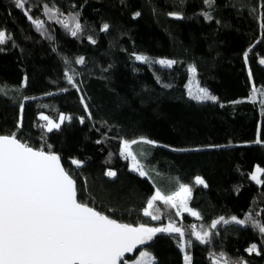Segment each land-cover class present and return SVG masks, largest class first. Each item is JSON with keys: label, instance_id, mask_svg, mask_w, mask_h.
<instances>
[{"label": "trees", "instance_id": "trees-1", "mask_svg": "<svg viewBox=\"0 0 264 264\" xmlns=\"http://www.w3.org/2000/svg\"><path fill=\"white\" fill-rule=\"evenodd\" d=\"M70 17L81 25L76 36L59 22L71 27ZM262 24L264 0H213L211 6L205 0H27L25 9L0 0V134L15 133L58 155L78 199L95 210L133 226L182 227L192 241L185 250L190 264H213L220 253L264 264V240L250 225L211 229L221 216L252 215L264 223V174L260 185L250 179L255 166L264 169ZM164 50L175 61L171 67L154 56ZM137 55L148 59L139 62ZM200 89L216 99L189 96ZM41 115L70 119L48 132ZM124 140L137 141L132 151L147 176L121 157ZM196 177L207 186L195 184ZM177 180L192 187L189 207L200 218L177 216L160 201V219L144 216L155 190L170 194ZM194 224L213 233L210 243L195 239ZM179 243L177 233H162L142 250L153 264H184ZM252 244L259 255L247 251Z\"/></svg>", "mask_w": 264, "mask_h": 264}, {"label": "snow or ice", "instance_id": "snow-or-ice-1", "mask_svg": "<svg viewBox=\"0 0 264 264\" xmlns=\"http://www.w3.org/2000/svg\"><path fill=\"white\" fill-rule=\"evenodd\" d=\"M26 2L27 0H13L15 6L20 9H25ZM212 2L213 0H205L209 6ZM48 11L46 7V13ZM25 15L37 29L43 27V22L34 19L28 11H25ZM70 21L73 25L71 27L69 21L59 22L76 36L81 30V25L75 17H70ZM261 27L264 29V24ZM107 29L108 25L105 24L103 30ZM4 43L5 33L0 31V45ZM245 56L247 57V53ZM136 59L147 61L148 58L137 56ZM83 62V58L76 61L79 64ZM159 63L171 67L175 61L160 60ZM260 63L264 64V59ZM190 71L195 72V68ZM65 75L68 82L73 83V77L67 73ZM255 96L254 88L252 102L255 101ZM192 98L199 101L216 99L206 89H200L199 94ZM261 108L264 110V103ZM40 119L47 121V131L51 132L53 129H59L60 124L70 117L61 115L60 123L43 115ZM141 142L154 143L143 138ZM256 142L260 143L259 140ZM136 143V140L122 141L120 155L131 161V171L144 177L149 173L138 159V155L132 151V145ZM72 164L81 166L78 160H73ZM262 174L264 169L257 167L251 179L261 183L259 176ZM106 175L114 177L116 173L108 171ZM177 184L178 189L170 194H165L157 188L155 194L147 201L143 215L153 220L160 219L159 209L155 208L156 202L160 201L166 207L175 209L177 216L188 212L199 219L200 214L189 207L192 187L178 180ZM195 184L207 186L201 177L195 178ZM221 223L250 225L264 240V223L252 215L245 219L235 216L226 219L221 216L212 221L211 229H216ZM157 233H177L181 251H185L192 243L191 240H185L183 228L174 223H169L166 227H148L144 224L133 226L95 210L78 199L76 181L62 166L58 155L34 149L15 133L0 134V264H121L125 253H131L139 246L147 244ZM192 235L201 244H207L210 243L213 233L204 229L197 231L193 225ZM247 251L260 254L256 244H252ZM212 259L213 264H243L242 261H232L224 253L219 256L213 254ZM153 260L150 253L140 251L134 264H152ZM184 260L185 264H190L191 257L186 253Z\"/></svg>", "mask_w": 264, "mask_h": 264}, {"label": "rangeland", "instance_id": "rangeland-1", "mask_svg": "<svg viewBox=\"0 0 264 264\" xmlns=\"http://www.w3.org/2000/svg\"><path fill=\"white\" fill-rule=\"evenodd\" d=\"M145 29L146 28H144L143 26H142V28H141V31H142V33L143 32H145ZM147 31H148V29H146ZM153 51V50H152ZM154 51H156V52H159L158 50H154ZM154 54V53H153ZM137 56H141V55H137ZM155 57H158L159 58V60H170L171 61V59H170V57H169V55H168V51L166 52L165 50L161 53H156L155 55H154ZM139 62H142V61H140V60H138ZM162 65V64H161ZM162 66H166V65H162ZM191 89H194L193 87H191ZM191 91V95H190V93H189V96H195V95H198L199 94V92H196V93H194L192 90H190ZM57 123H60V121H58ZM233 159V161L234 162H237V160L235 159V158H232ZM257 167H259V166H255L254 167V169H253V171H252V173H251V175H250V179H251V176L255 173V170H256V168ZM260 168V167H259ZM259 179H260V181H261V175L259 176ZM251 181L254 183V184H256V185H260V183H257L256 181H253L252 179H251ZM194 211V210H193ZM183 213H187V214H189L188 212H183ZM182 213V214H183ZM192 216V215H191ZM169 224V223H168ZM168 224H166L164 227H166ZM140 251H146V250H140ZM139 251V252H140ZM139 252L137 253V255H136V257L133 259V260H129V261H126L127 262V264H134V261L136 260V259H138L139 258ZM146 252H148V251H146ZM183 252V259H184V256H185V251H182ZM149 253V252H148ZM150 255H151V253H150ZM151 257H153L152 255H151ZM154 261V260H153ZM122 264H124V262L122 263ZM152 264H153V262H152ZM184 264H185V260H184Z\"/></svg>", "mask_w": 264, "mask_h": 264}, {"label": "water", "instance_id": "water-1", "mask_svg": "<svg viewBox=\"0 0 264 264\" xmlns=\"http://www.w3.org/2000/svg\"><path fill=\"white\" fill-rule=\"evenodd\" d=\"M160 234H162V233H157L156 235H160ZM144 246L145 245L139 246L136 250H134L131 253H125L123 260H127L128 258H133L140 250H142L144 248Z\"/></svg>", "mask_w": 264, "mask_h": 264}, {"label": "built area", "instance_id": "built-area-1", "mask_svg": "<svg viewBox=\"0 0 264 264\" xmlns=\"http://www.w3.org/2000/svg\"><path fill=\"white\" fill-rule=\"evenodd\" d=\"M42 123H43L44 126H46L47 121H43ZM194 226H196V229L198 228V225H197V224H194ZM125 261H126V260H122V261H121V264H122L123 262H125Z\"/></svg>", "mask_w": 264, "mask_h": 264}, {"label": "crops", "instance_id": "crops-1", "mask_svg": "<svg viewBox=\"0 0 264 264\" xmlns=\"http://www.w3.org/2000/svg\"><path fill=\"white\" fill-rule=\"evenodd\" d=\"M130 168H131V161H130ZM138 173V172H137Z\"/></svg>", "mask_w": 264, "mask_h": 264}]
</instances>
